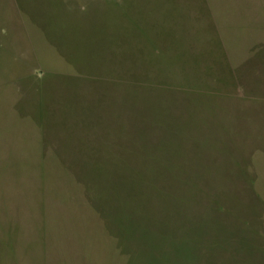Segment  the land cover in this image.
<instances>
[{
  "label": "rangeland",
  "instance_id": "obj_1",
  "mask_svg": "<svg viewBox=\"0 0 264 264\" xmlns=\"http://www.w3.org/2000/svg\"><path fill=\"white\" fill-rule=\"evenodd\" d=\"M0 264H264V0H0Z\"/></svg>",
  "mask_w": 264,
  "mask_h": 264
}]
</instances>
